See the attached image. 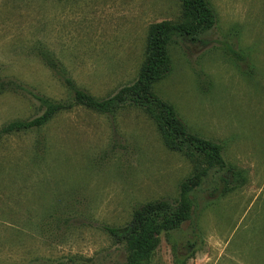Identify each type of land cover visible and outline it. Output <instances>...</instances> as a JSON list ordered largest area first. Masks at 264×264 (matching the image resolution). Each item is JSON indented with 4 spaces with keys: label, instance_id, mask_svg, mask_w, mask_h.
Listing matches in <instances>:
<instances>
[{
    "label": "rangeland",
    "instance_id": "rangeland-1",
    "mask_svg": "<svg viewBox=\"0 0 264 264\" xmlns=\"http://www.w3.org/2000/svg\"><path fill=\"white\" fill-rule=\"evenodd\" d=\"M214 25L202 43L173 35L170 69L153 91L189 133L220 145L238 174L223 191L212 169L186 196L187 220L161 232L148 264H264V0H205ZM179 0H0V79L68 101L41 60L48 53L99 99L136 79L149 25L176 22ZM38 103L0 94V129L31 119ZM141 109L82 107L40 129L0 136V264H124L105 232L138 205L178 200L193 166L169 151Z\"/></svg>",
    "mask_w": 264,
    "mask_h": 264
},
{
    "label": "trees",
    "instance_id": "trees-1",
    "mask_svg": "<svg viewBox=\"0 0 264 264\" xmlns=\"http://www.w3.org/2000/svg\"><path fill=\"white\" fill-rule=\"evenodd\" d=\"M179 1L180 19L176 22L162 21L148 26L144 59L138 68L136 79L131 84L121 87L111 97L99 99L77 87L70 77L63 74L48 53H43L41 60L49 70H54L62 78L71 93L68 101L50 100L33 93L17 81L0 79V94L20 90L31 96L40 107V113L31 119H14L5 124L0 129V136L40 129L51 121L55 113L77 106L112 115L121 107L132 105L141 109L154 122L166 149L181 152L191 162L192 173L180 181L179 197L175 203L158 200L138 205L133 209L131 219L124 226L105 228V232L113 241L125 246L124 264H148L157 246L159 234L171 231L187 220L190 205L186 195L197 188L212 169L222 172L219 182L223 191L230 189L238 180L237 172L228 167L220 155V145L189 133L173 107L153 91V85L170 69L168 46L173 35L203 44L199 35L209 30L216 20L214 11L205 0Z\"/></svg>",
    "mask_w": 264,
    "mask_h": 264
}]
</instances>
